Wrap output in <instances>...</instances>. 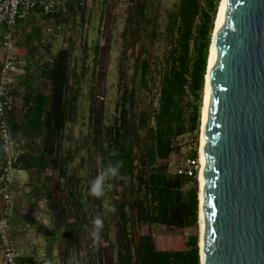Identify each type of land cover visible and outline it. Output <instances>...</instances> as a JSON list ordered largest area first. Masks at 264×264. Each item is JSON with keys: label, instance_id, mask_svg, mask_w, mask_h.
<instances>
[{"label": "trees", "instance_id": "16d2710c", "mask_svg": "<svg viewBox=\"0 0 264 264\" xmlns=\"http://www.w3.org/2000/svg\"><path fill=\"white\" fill-rule=\"evenodd\" d=\"M85 1L66 0L69 11L61 14L56 23L75 24L78 13L83 19ZM176 1L175 8L167 12L162 34L166 49L158 58L159 66L157 63L154 68L159 76L155 108L143 106L135 111L138 102L135 87L129 86L128 73V63L133 59L132 75H138L141 89L150 90L154 73L150 45L157 37L156 17L150 11L152 0H128L119 64L122 92L115 108L118 114L106 115L107 108L96 104L89 88L88 134L80 132L78 148L68 150L62 141L71 138L66 132L67 124L80 118L77 108L87 73L85 65L79 72L71 66L78 53L73 36L68 45L42 64L39 77L47 92H39L32 99L20 133L12 106L8 122L15 142L21 141L22 134L39 137L42 143L34 147V154L22 149L14 167L28 172L37 167L39 173H44L40 188L29 193L38 197L43 192L40 195L46 198L53 217L49 225H36V233L46 241L43 257L20 255L18 264H201L198 180L170 172L169 164L179 154L176 138L199 130L209 45L220 0ZM56 7L46 13L40 9L51 16ZM13 89L14 84L11 95ZM188 93L193 102H187L190 110L186 118L184 101ZM81 120L85 121V115ZM188 156L196 158L197 151ZM4 161L0 141V169ZM118 162L120 175L106 181L104 195H90L91 181ZM5 208L0 200V214H6L10 226L18 224L21 218L13 221ZM14 213L18 216L17 210ZM97 217L103 220L99 238L93 223ZM33 221L27 220L30 225L36 222ZM141 225H161L181 232L152 236L141 233ZM186 229L194 231L186 234ZM11 232L12 229V239Z\"/></svg>", "mask_w": 264, "mask_h": 264}, {"label": "water", "instance_id": "95a60500", "mask_svg": "<svg viewBox=\"0 0 264 264\" xmlns=\"http://www.w3.org/2000/svg\"><path fill=\"white\" fill-rule=\"evenodd\" d=\"M202 169L201 264H264V0H224Z\"/></svg>", "mask_w": 264, "mask_h": 264}, {"label": "rangeland", "instance_id": "374dc122", "mask_svg": "<svg viewBox=\"0 0 264 264\" xmlns=\"http://www.w3.org/2000/svg\"><path fill=\"white\" fill-rule=\"evenodd\" d=\"M152 1L154 4L151 6L150 11L152 16L156 17L155 26L157 34V37L152 39L150 45V53L153 60L152 70H154L159 61L158 58L164 54L166 49L162 34L164 33L167 12L175 8L177 1ZM85 4L86 8L83 19L79 13L77 14L79 18L76 20V32L70 29L65 31V27L63 26L62 44L67 45L70 41V37L73 36V45L74 48L78 50V53L76 51V56L74 55L75 60H73L72 68L75 67L76 71L79 72L82 65L87 67L84 80L88 78V82H83V85L88 89L90 88V90L93 87L92 90L94 91L95 99L99 100L98 104L102 102L104 107L107 108L106 115L109 113V116L112 117L114 114H118V111H115L116 102L120 100L122 92V83H120L121 81L119 78V64L124 45L123 31L126 27V14L129 3L128 0H86ZM83 45H86V51L83 50ZM128 64L129 86L135 87V102H138L135 106V111L139 112L143 106H152V108H155L157 106L158 97V73L154 70L153 81L149 85L150 90L141 89L138 75H132L135 68L133 59H130ZM101 97H103V100L100 99ZM187 102H193V97L190 93L185 97V106H187ZM189 110L190 108L187 106L185 113L186 118L189 115ZM141 134H143V131H141ZM175 144L180 147V150L179 154L172 157L171 162L179 165L184 163V160L189 157V153L193 151L191 147H196L198 150L199 130L193 133L187 131L185 134L176 138ZM13 201L14 200L11 199L7 204L10 212L12 210ZM27 207L33 209L31 213H28V211L22 214L19 213L22 217L19 223L11 226L12 241L17 256L31 255L39 259L43 257L45 252L46 241L44 237L36 233V228L32 227L30 222H27L26 225L23 219L26 218L29 220L30 214L41 213L45 216L47 225H49L53 217L50 213L51 210L49 211L46 199L41 201V209L39 210L36 206L27 205ZM20 215H18V218ZM139 230L141 233H149L152 236L181 232L180 230H169L161 225H141ZM193 231L194 229L184 230L186 234L192 233Z\"/></svg>", "mask_w": 264, "mask_h": 264}, {"label": "crops", "instance_id": "0c3cea01", "mask_svg": "<svg viewBox=\"0 0 264 264\" xmlns=\"http://www.w3.org/2000/svg\"><path fill=\"white\" fill-rule=\"evenodd\" d=\"M55 10V14L47 16V14L41 11L40 8H36L27 16L20 18L16 25L15 55L18 61V72L15 76L14 89L12 91V97L14 100L12 115L19 133L25 124V114L33 102L32 99L35 98L39 92H47V90L44 89L45 83L39 76L42 70V64L54 55L59 48L64 46L62 44L63 26L65 27V31L70 29L73 32H76L77 30V21L72 25L70 24L71 22L64 25H58L56 23L61 14H67L69 11V8L66 6V0H59ZM78 18L79 16L77 15L76 20ZM72 64L73 61L71 66ZM87 80L88 78H86V82H88ZM72 81L74 80L72 79ZM82 89L80 105L78 102L79 107L77 108L80 118H76L74 122L71 121V123L69 122L67 124L66 132L71 138L62 139L68 150H73V148L76 147L78 148L80 132H82V134L86 133L85 135L88 134L89 89L84 87V85H82ZM84 115L85 121H82L81 118ZM84 123H86V125H84ZM20 138L21 141L19 143L17 142L20 151L23 149L25 150L24 152L34 154L36 152L34 147H38L42 144L39 137H34L35 139H33L21 134ZM16 169L12 193V199L14 200L12 210L10 212L7 205V208L4 210L12 217L13 221L18 217L15 216L14 211L17 210V215H20L19 213H26V211L31 213L33 209L27 207V205L33 207L36 206L39 210L41 209V201L46 199L44 196L40 195L41 193L44 194L43 192L39 193L38 197H32L33 193H29L33 188H40L45 177L44 173H39L37 167H32L30 172L24 169ZM56 177L57 173L55 174V178ZM16 197L19 198L16 199ZM19 217L22 218L21 215ZM29 220L36 221H33L34 223L31 224L34 228H36L38 223L42 222L47 225L45 216L41 213L30 214ZM23 221L27 225L26 218L23 219Z\"/></svg>", "mask_w": 264, "mask_h": 264}, {"label": "built area", "instance_id": "2783aa9c", "mask_svg": "<svg viewBox=\"0 0 264 264\" xmlns=\"http://www.w3.org/2000/svg\"><path fill=\"white\" fill-rule=\"evenodd\" d=\"M59 0H0V141L4 154V164L0 169V200L5 204L12 197L16 168L21 151L12 137L8 122V113L13 106L10 94L12 84L18 72L16 59V25L20 18L27 16L36 8L49 12L58 4ZM191 147V146H190ZM197 157H187L182 164H169L172 173L187 174L197 178L199 165V151ZM0 264H18L17 254L10 236V223L5 213L0 214Z\"/></svg>", "mask_w": 264, "mask_h": 264}, {"label": "bare ground", "instance_id": "6f19581e", "mask_svg": "<svg viewBox=\"0 0 264 264\" xmlns=\"http://www.w3.org/2000/svg\"><path fill=\"white\" fill-rule=\"evenodd\" d=\"M224 0H220L217 6L216 14L213 21V28L211 33V40L209 45V52H208V63L205 73V82L202 94V103H201V110H200V127H199V145H198V153H199V169H198V184H199V192H200V221L199 225V249H202V178H203V169H202V136H203V123H204V113H205V105H206V97H207V89H208V81H209V73H210V66H211V59L215 41V35L218 25L219 16L222 11Z\"/></svg>", "mask_w": 264, "mask_h": 264}, {"label": "clouds", "instance_id": "9594fccd", "mask_svg": "<svg viewBox=\"0 0 264 264\" xmlns=\"http://www.w3.org/2000/svg\"><path fill=\"white\" fill-rule=\"evenodd\" d=\"M120 167H121V164L119 162L115 165H109L107 170L103 174L98 175L94 180L91 181V183L89 185V194L96 197V198H101L104 195V189H105L106 181L109 179L118 177L120 175ZM197 180H198V178H197ZM198 187H199V184H198ZM8 203H6V205ZM93 223H94V226L97 230L95 233V236L97 238H99V230L102 229V227H103V220L101 218L97 217L94 219ZM0 227L6 228L7 225H0Z\"/></svg>", "mask_w": 264, "mask_h": 264}, {"label": "flooded vegetation", "instance_id": "af4514ba", "mask_svg": "<svg viewBox=\"0 0 264 264\" xmlns=\"http://www.w3.org/2000/svg\"><path fill=\"white\" fill-rule=\"evenodd\" d=\"M92 88H93V87H92ZM91 91H92V94H94V91H93L92 89H91ZM100 99L103 100V97H101ZM97 100H98V99H97ZM97 100H96V104L99 105V104H98L99 100H98V101H97ZM101 104H102V102H101Z\"/></svg>", "mask_w": 264, "mask_h": 264}]
</instances>
